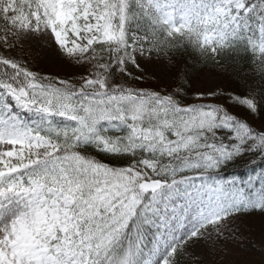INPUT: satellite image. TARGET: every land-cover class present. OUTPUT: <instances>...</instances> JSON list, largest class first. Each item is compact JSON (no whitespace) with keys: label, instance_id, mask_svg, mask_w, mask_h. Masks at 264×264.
<instances>
[{"label":"snow or ice","instance_id":"snow-or-ice-1","mask_svg":"<svg viewBox=\"0 0 264 264\" xmlns=\"http://www.w3.org/2000/svg\"><path fill=\"white\" fill-rule=\"evenodd\" d=\"M256 214L264 0H0V264H205Z\"/></svg>","mask_w":264,"mask_h":264},{"label":"trees","instance_id":"trees-1","mask_svg":"<svg viewBox=\"0 0 264 264\" xmlns=\"http://www.w3.org/2000/svg\"><path fill=\"white\" fill-rule=\"evenodd\" d=\"M242 66V65H241ZM181 68L186 70L188 75L191 76L192 83L195 86L203 77V74L208 71L216 74L220 77V84L222 87L226 88H240L243 90L244 80L242 77L248 75L249 70L244 68L243 71L240 68L226 65L224 68H213L211 65L204 66L202 63H194L190 58L185 64L181 61ZM239 73V75H237ZM251 82V81H250ZM256 84L259 85L260 81L257 77ZM231 171V170H229ZM243 171L242 169L240 170ZM240 231L243 236V239L240 243L235 241L225 242L224 244L233 247L235 249L234 256L238 263H243V261L255 262L254 264L260 263V259H264L263 255L259 253V250H263V244L256 246L252 241L256 242L255 238L252 236H257L256 231L264 230V217L260 215H251L244 217L240 222ZM225 257V256H224ZM222 257L223 260L226 258Z\"/></svg>","mask_w":264,"mask_h":264},{"label":"rangeland","instance_id":"rangeland-1","mask_svg":"<svg viewBox=\"0 0 264 264\" xmlns=\"http://www.w3.org/2000/svg\"><path fill=\"white\" fill-rule=\"evenodd\" d=\"M32 56L41 65H46L57 72L61 71L60 68L55 66L53 54L50 51L45 50L44 47L37 46L32 52ZM166 79L168 81H171L173 79V74L171 72H168L166 75ZM220 81L221 80L219 76H217L216 74L212 72L206 71L203 74V77L201 78V80L195 85V87H203L209 83L220 84ZM256 235L257 236H254V235L252 236L253 238H255L256 242H254V240L252 242L256 246H259L262 244L264 246V230L259 231V232L256 231ZM262 249L263 250H259V253L263 255L264 257V248ZM198 251L200 252L202 259L205 261V264H254L255 263V262H251L247 260L243 261V263H238L233 254L235 253V249L224 243L221 245V250L219 252H208L204 249H200ZM222 257L226 259L223 260ZM259 262L264 264V259L261 258Z\"/></svg>","mask_w":264,"mask_h":264}]
</instances>
